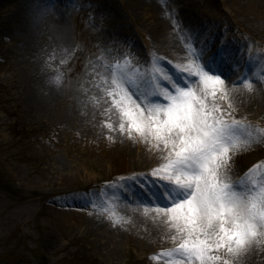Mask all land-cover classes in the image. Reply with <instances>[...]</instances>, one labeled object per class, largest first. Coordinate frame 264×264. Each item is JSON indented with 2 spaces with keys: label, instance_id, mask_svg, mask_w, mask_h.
Wrapping results in <instances>:
<instances>
[{
  "label": "rangeland",
  "instance_id": "374dc122",
  "mask_svg": "<svg viewBox=\"0 0 264 264\" xmlns=\"http://www.w3.org/2000/svg\"><path fill=\"white\" fill-rule=\"evenodd\" d=\"M43 2L55 12L52 16L64 15L63 25L56 28L66 34L70 47L68 57L58 69L59 79L67 87L60 101L53 98L57 111L34 104L33 83L29 80L32 74L42 79L57 71L52 43L47 38H30L28 45L41 47L45 43V49L41 48L45 72L36 68L34 50L24 44L27 16L35 17L31 13ZM167 2L166 13L171 15L172 27L180 35L190 31L200 40H210V30L204 25L214 26L217 38L210 40L211 53L232 38L228 43L235 41L241 46L240 60L235 62L236 58L229 57L232 65H240L247 52V58L252 56L251 61L264 65V37L250 33L258 28L264 31V18L255 25L253 19L240 16V9L253 1ZM157 16L151 0H0V264H159L151 259L164 249L162 242L153 244L159 237L136 231L128 223L123 209L113 201L122 199L117 196L120 192H101L107 182H114L117 177L153 168L151 151L143 150L147 149L146 144L134 142V156L139 162H126L123 165L128 168L123 167L120 174L114 171L108 156L92 149L93 145H102L93 138L98 129L110 133L103 125L111 121L102 119L111 117L114 111L96 87L103 64H111L129 52L140 60L159 56L172 64L185 62L169 46L165 35L153 33L152 24ZM174 23L179 27H174ZM94 29H98L99 37ZM246 35L254 37L253 48H259L251 50L253 53L247 46L250 37ZM254 71L255 68L249 71L250 76ZM238 72V68L235 75L234 70L227 74L210 70V74L225 78L230 89L239 85L232 83ZM257 79L264 85V80ZM79 99L92 107L106 103L111 112L92 117L93 123L84 126L83 121L73 117ZM234 108L237 119L264 127V106L256 103L252 108ZM252 148L253 151H242L246 159L228 173L229 179H239L252 165L264 161V144ZM84 192L93 194L96 207L79 198L77 194ZM107 217L122 222L114 226ZM170 238L167 241H172ZM232 264H240L238 257L232 259Z\"/></svg>",
  "mask_w": 264,
  "mask_h": 264
},
{
  "label": "snow or ice",
  "instance_id": "6c2138e0",
  "mask_svg": "<svg viewBox=\"0 0 264 264\" xmlns=\"http://www.w3.org/2000/svg\"><path fill=\"white\" fill-rule=\"evenodd\" d=\"M181 36L185 63L172 64L159 56L140 60L129 52L103 64V73L97 74L96 87L119 121L103 126L163 153V162L117 177L101 192L132 193L146 216L151 212L163 218L174 233V247L151 259L165 264H232L233 258L264 243V161L235 181L227 175L233 157L264 144V127L235 117L225 78L210 74L215 67L212 42L190 31ZM219 59L231 62L226 52H220ZM237 68L233 63L234 75ZM252 75L264 80V72ZM232 83L253 90L249 74L242 70ZM77 195L88 206H97L92 193ZM107 218L114 226L122 222Z\"/></svg>",
  "mask_w": 264,
  "mask_h": 264
},
{
  "label": "bare ground",
  "instance_id": "6f19581e",
  "mask_svg": "<svg viewBox=\"0 0 264 264\" xmlns=\"http://www.w3.org/2000/svg\"><path fill=\"white\" fill-rule=\"evenodd\" d=\"M251 1L253 2L248 3L247 5L243 6L240 9V16L244 20H246L245 18L253 19L255 21V25H258L262 21V18H264V0H251ZM151 2L157 14H159V16H157V18L154 21L155 23L152 24L153 33L155 34L159 33L165 35V38L169 46L177 54H179L180 60L186 62V52H185V47L183 45L182 36L176 31V29L172 27V22H173L172 17L171 15L166 13L168 6L167 0H151ZM50 8H51L50 5L43 2L40 6L36 8V10H33L34 14L30 12L32 15H35V17L31 18L27 16V21H25L24 23L25 30L23 31V36H24V41H25L24 44L26 48L29 45L30 38L36 41L47 38V42L52 43L53 51L52 53L51 52L50 53L53 56V61L57 60V65H56L57 71L52 72L53 76H48L47 74L42 79L33 76L32 74V77L29 78V80H31L33 83L32 94L34 96L31 95V97L33 99L34 104L44 109L57 111L56 109L57 107L55 105L57 102L55 101V103H53L52 102L54 100L53 98L57 97L59 98L60 101L62 99V93L67 86L65 84L66 82H61L60 79H59V83H57L56 78L57 77L59 78L60 76V71H58V69L61 67L62 63H64L66 57H68V54L70 53V47L68 46L69 44L65 37L66 34H64L63 32L61 33L58 30V28H56V26L60 24L63 25L64 15L62 13L59 14L56 13V15L52 16L55 12ZM250 24L254 25V23H250ZM38 25L39 27L37 28ZM204 26L210 30L209 31L210 36L208 35L209 39L211 41H214L215 38H217V35H215V33L213 32L215 31L214 26L211 27H208L206 25ZM247 26L249 27V25ZM94 32H96L99 37L98 29H94ZM253 32H256L258 34L257 36L264 37V31L262 29L258 28L257 31H252L250 33L252 34ZM226 40L227 42L225 41L223 43V46H221L218 50H216L218 53L216 51L215 53H212L213 61L215 62V67L212 70H217L218 72L220 71L223 72L224 74L229 73L232 70L231 69L232 66L230 67L224 60L219 59V53L228 52L232 56L240 57V49H241L240 44H238L237 42L233 41L231 43H228V38ZM35 44L37 43L35 42ZM42 46L43 49H45V43H42L41 47H39V45L37 46L35 45L34 47L31 46L28 48L32 52L34 50L33 55L35 54L36 64H38L36 68H40L42 72L43 71L45 72L47 70L43 68L46 62L42 54V52L44 51L41 50ZM252 62L253 61H251V63ZM96 65L98 66V63ZM248 66L251 67V65L249 64ZM224 87L228 90L231 103L234 106L241 108L242 107L252 108L253 105L256 103L259 106H264L263 84H260L258 82L256 84H253V90L251 92L243 89L240 85L232 89L228 88L227 85H224ZM78 103H79V108H76L75 111H73V117L75 116V118L80 122L83 121L84 126H90L91 123H93L92 117L104 116L106 112H111V110L106 109L107 107L106 103H104L101 107L89 106L84 100L81 99L78 100ZM67 111L68 109H66V113ZM105 119L117 124L119 122L115 110L111 112V117L104 116L102 120ZM101 121H99V123ZM109 135L112 136V140L107 139ZM93 138L100 140L102 142V145H93L92 149L97 152H102V154L108 156L110 159V163L112 164V167L114 168V171L116 173L122 174L121 171L125 170L124 168H128L123 165L126 164V162H128L127 164L129 165H135L136 162H139L138 159L134 156L135 155L133 151L134 141L119 135V133L111 134L98 129L95 132ZM252 149L253 148L251 147L250 149H248V151H253ZM143 150L149 152L148 146L147 149L144 147ZM150 151H151L150 157L152 156L151 157L152 162H155V159L158 163L163 162L162 161L163 153L157 152L155 150H150ZM241 153L242 151L238 153L235 157H233V161L231 163V167L227 172V175L228 173H231L232 170H236L238 168L239 163H241V161L246 159L245 155ZM249 154H251V152H249ZM120 174H118V176ZM131 199H132L131 201L134 203H132L131 205L128 204L122 205L123 208L122 213H124L125 219L128 218V223L134 225V229L136 231L139 232L142 231L141 233H147L149 235L152 234L154 236H158L159 238L155 240L153 244L158 245L162 242L161 245H164L165 249L169 248L170 246L169 243H171L172 241H167V240H169V238L174 233L168 229L166 224L163 223V218H157L155 214L151 212H149V214L146 216L143 212L142 207H137L135 205V196L133 194ZM130 203L131 202H129V204ZM137 236L142 237L144 235L137 234ZM171 245H173V242ZM238 260L240 261V264H264V245H262V243L253 245L252 248H250L247 253L238 257ZM158 262L159 264H165V260L163 259L158 260Z\"/></svg>",
  "mask_w": 264,
  "mask_h": 264
}]
</instances>
